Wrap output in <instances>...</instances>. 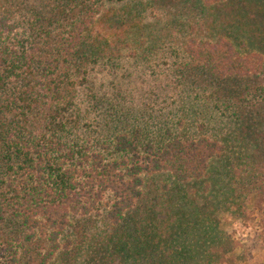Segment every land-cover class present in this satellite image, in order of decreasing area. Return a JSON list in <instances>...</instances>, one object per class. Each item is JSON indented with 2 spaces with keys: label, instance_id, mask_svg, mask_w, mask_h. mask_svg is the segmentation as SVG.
Here are the masks:
<instances>
[{
  "label": "trees",
  "instance_id": "trees-1",
  "mask_svg": "<svg viewBox=\"0 0 264 264\" xmlns=\"http://www.w3.org/2000/svg\"><path fill=\"white\" fill-rule=\"evenodd\" d=\"M224 1L0 0V264H206L185 187L227 205L264 108V0Z\"/></svg>",
  "mask_w": 264,
  "mask_h": 264
},
{
  "label": "rangeland",
  "instance_id": "rangeland-1",
  "mask_svg": "<svg viewBox=\"0 0 264 264\" xmlns=\"http://www.w3.org/2000/svg\"><path fill=\"white\" fill-rule=\"evenodd\" d=\"M228 2L229 0H225L221 5ZM225 8L228 9V6ZM165 58L168 60L167 57ZM260 79L255 80V84ZM252 112L260 114L263 122L253 128L252 135L245 134L248 142L252 143L248 149L247 161L243 164L236 162L240 164L239 166L234 163L236 159L223 164L227 166L235 164L234 198L231 197L227 205H218V200L198 190L193 183L185 187L190 203L195 205L202 215L209 217V221L215 222L217 232L221 236V240L214 241L213 244H210L211 242L209 243L206 238V245L209 247L206 264H264V108L257 104ZM215 178L213 176L211 183L209 181V190H215L212 195H216L220 190L217 195L222 203L223 195L227 193L224 196L227 199L232 191L229 185L223 186L214 182ZM247 179H250V183ZM162 183H165L164 178H156L147 183L151 205L162 206L165 202L163 198L165 190L160 187ZM166 222L167 219L161 223L165 225ZM162 229L164 230L165 227Z\"/></svg>",
  "mask_w": 264,
  "mask_h": 264
}]
</instances>
